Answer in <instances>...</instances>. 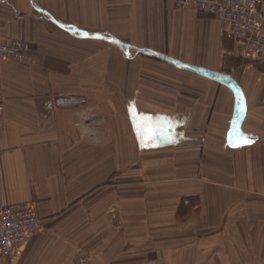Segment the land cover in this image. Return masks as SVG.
Wrapping results in <instances>:
<instances>
[{
    "label": "crops",
    "instance_id": "crops-1",
    "mask_svg": "<svg viewBox=\"0 0 264 264\" xmlns=\"http://www.w3.org/2000/svg\"><path fill=\"white\" fill-rule=\"evenodd\" d=\"M12 39L0 207L40 225L0 264H264V58L173 0H0Z\"/></svg>",
    "mask_w": 264,
    "mask_h": 264
},
{
    "label": "built area",
    "instance_id": "built-area-1",
    "mask_svg": "<svg viewBox=\"0 0 264 264\" xmlns=\"http://www.w3.org/2000/svg\"><path fill=\"white\" fill-rule=\"evenodd\" d=\"M180 7L192 6L229 28L234 38L233 53L241 58H264V0H173ZM29 44L23 39L0 41V60L25 61ZM40 225L31 203L0 207V257Z\"/></svg>",
    "mask_w": 264,
    "mask_h": 264
},
{
    "label": "snow or ice",
    "instance_id": "snow-or-ice-1",
    "mask_svg": "<svg viewBox=\"0 0 264 264\" xmlns=\"http://www.w3.org/2000/svg\"><path fill=\"white\" fill-rule=\"evenodd\" d=\"M242 142H243V143H249L250 141H248L247 139H244ZM233 146H234V147H238V146H240V145L234 144Z\"/></svg>",
    "mask_w": 264,
    "mask_h": 264
}]
</instances>
